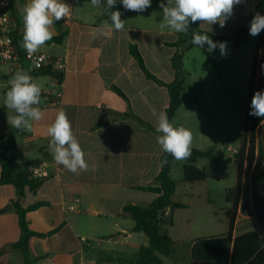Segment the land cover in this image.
<instances>
[{"label": "crops", "instance_id": "1", "mask_svg": "<svg viewBox=\"0 0 264 264\" xmlns=\"http://www.w3.org/2000/svg\"><path fill=\"white\" fill-rule=\"evenodd\" d=\"M12 2L18 25L15 37L20 49L25 50L21 47L22 9L29 0ZM64 2L72 6L71 19L64 18L53 26L55 35L65 34L63 42L45 44L38 52L64 58L65 71L60 78L56 75L33 78L41 87L43 103L58 94L60 103L41 109L44 117L32 122L31 131L15 133V128L7 122V117L15 112L7 109L5 100L1 99L6 96L10 78L1 82L0 137L16 134L18 172L23 171L28 162L40 160V166L34 168L37 177L47 178L38 191H28L22 200L24 207L39 201L49 203L27 214L30 228L47 233L63 224L51 236L30 239L31 254L34 259L38 258L36 264H132L140 248L149 246L150 240L144 233L133 231L135 222L123 208L127 204L146 205L156 198L154 193L140 188L159 184L163 151L156 140L160 134L155 131L158 119L153 113L167 112L171 98L166 87L147 79L129 47L137 46L147 68L160 80L172 83L176 79L172 66L176 48L169 44L177 41L178 33L160 28L161 0H152L151 7L144 12L125 10L120 0L108 10L104 9L106 0L99 8L94 7L91 0ZM256 5L255 0H242L223 28L219 24H201V28L219 35L234 34L243 27ZM116 10L125 20L122 31L114 30L111 24L110 13ZM100 32L106 35H99ZM244 44L238 48L227 43V54L232 55L230 65L226 62L230 70L234 60L236 63L239 60ZM195 49L200 48H192L184 59L187 80L183 103L173 125L191 131V148L214 147L216 153L224 137L212 115L218 105L215 98L221 90L218 83L223 77L210 74L205 93L191 94L197 89L195 82H191L197 74L187 68L186 61ZM203 49L199 50V57L203 55L210 63L214 60V67L219 70L221 61L212 55L220 53L219 48L211 52ZM3 73L10 75V66L0 65V75ZM59 110L67 113L85 153L88 170L78 174L56 164L49 149L50 137L46 130ZM233 153L236 156L238 151L234 149ZM201 163L202 160L196 163L199 169ZM20 164L23 167L19 170ZM1 172L0 165V179ZM15 200V186L0 184V209H7L0 214V264H24L21 252L13 248L21 236L18 215L12 206ZM234 234L240 235L236 229ZM174 251L175 246L171 255ZM171 255L161 256L162 264H166L165 257ZM173 261L181 263L179 259Z\"/></svg>", "mask_w": 264, "mask_h": 264}, {"label": "trees", "instance_id": "2", "mask_svg": "<svg viewBox=\"0 0 264 264\" xmlns=\"http://www.w3.org/2000/svg\"><path fill=\"white\" fill-rule=\"evenodd\" d=\"M123 11V10H122ZM259 13L264 16V0H260L254 10L248 15L246 23L238 31L231 35H219L201 28V22L191 23L187 33H178V39L169 45L176 48L172 59V66L176 73V79L172 83H166L155 76L146 66L143 56L135 45H130V54L138 62L141 70L147 79L166 87L170 93V106L167 109L169 121L173 123L183 103V92L187 80V73L184 70V59L187 52L197 47L191 43L193 32L209 35L214 42L232 43L236 47L248 41L250 22ZM65 34L54 35L47 45L61 44ZM15 43L19 47L15 37ZM208 48L207 44H205ZM20 48V47H19ZM264 49V30L257 35L255 46V58L250 75V92L248 111L244 124V132L241 147L236 153L237 181L235 187L229 189L226 201L230 205L225 209V215L229 220L227 234L210 238L198 239L193 242L191 248L192 264H264V237L255 231H249L235 236L238 212L243 214L250 212L257 223L264 230V167L260 173L253 176L250 184L251 200L245 202L243 196V180L245 172H251L256 163L257 150L264 138V118L250 116L251 100L256 91L264 90V59L259 61L260 50ZM215 64V61L212 60ZM33 78L40 76L56 75L50 68H43L30 74ZM7 92V90L5 91ZM121 93V92H120ZM147 125V124H145ZM150 127L149 125H147ZM23 130L15 128V133ZM17 148L16 134L13 136L0 137V165L1 185H14L17 190V200L12 202L19 220L21 236L18 242L13 244L14 249H19L24 258V264H36L38 258L34 259L29 241L33 237L44 238L57 233L63 224L47 233H39L30 228L27 214L41 207L48 206V202L39 201L28 207L22 205L26 193L38 191L47 178H34L32 169L40 166V160L30 161L23 171H17L16 155ZM166 160L162 171L158 176L157 186L141 187L143 191L151 192L156 198L149 204H127L123 211L135 222L134 232L144 233L150 240L149 246H142L138 252L137 260L132 264H162L161 256L171 255L175 241L169 234V228L174 226V212L177 209H184L186 205L175 202L173 197L177 189V182L172 178V167L176 160L168 153L161 156V162ZM199 160L218 162L215 148L205 150L191 148V156L183 167V180L187 183L205 181L209 174L199 169L196 163ZM242 205L241 209L240 206ZM7 209H0L3 214Z\"/></svg>", "mask_w": 264, "mask_h": 264}, {"label": "clouds", "instance_id": "3", "mask_svg": "<svg viewBox=\"0 0 264 264\" xmlns=\"http://www.w3.org/2000/svg\"><path fill=\"white\" fill-rule=\"evenodd\" d=\"M125 10L144 12L151 7L152 0H120ZM242 0H161L162 9L161 29H170L176 33H187L191 23L219 24L223 28L231 18L233 9ZM102 0H91L94 7L99 8ZM117 0H106L104 9L115 7ZM72 6L64 0H29L22 9L23 36L21 47L29 57H32L48 41L53 39L55 22L71 15ZM112 26L116 31H122L125 20L121 19L119 10L110 13ZM264 30V16L257 13L250 22L249 34L257 36ZM99 35H106L100 32ZM96 34L94 33V36ZM191 43L203 49L205 44L208 51L219 48L221 56L227 55V42H214L207 34L193 32ZM9 89L6 92L4 106L13 110L15 115L7 117L8 124L19 130L31 131L32 122L41 121L43 111L38 107L41 98V87L34 82L33 77L23 69L17 70L8 81ZM155 131L157 143L164 153L170 154L175 160H184L191 156L193 136L189 129L183 126H174L169 121L166 112H159ZM250 116L264 118V90L256 91L251 100ZM50 137L49 149L54 161L68 171L78 174L88 170L85 153L82 150L74 132L72 124L64 110H59L54 121L47 127ZM167 161L161 162V167Z\"/></svg>", "mask_w": 264, "mask_h": 264}, {"label": "rangeland", "instance_id": "4", "mask_svg": "<svg viewBox=\"0 0 264 264\" xmlns=\"http://www.w3.org/2000/svg\"><path fill=\"white\" fill-rule=\"evenodd\" d=\"M259 1L255 0V3L258 4ZM256 41L257 36L253 37L249 34L248 41L243 45L239 60L237 63L234 60L231 70L226 65V62L229 65L231 63V54L226 56H221L219 52L212 54L221 61L219 70L214 67L212 61L211 64L203 55L202 58L199 57V50L204 49H195L186 61L187 68L194 70L197 74L191 79V82H195L197 86V89L191 93L193 95L205 93V90L209 87L210 74L215 76L221 74L223 77L221 83H218L221 90L215 98L218 105L212 116L217 120L224 139L222 146L216 149L218 162L202 160L201 169L211 175L205 181L198 182V184L184 182L183 166L187 163V159L176 160L172 167L171 175L177 182L173 200L186 204L188 208L177 209L174 212V226L170 227L169 234L176 241L175 251L170 257H165L166 264H177L173 261L175 259L181 260L179 264H192L191 245L194 241L221 236L228 232L229 220L224 211L230 205L226 201V195L229 189L235 187L237 181V164L234 160L233 150L239 151L242 144ZM262 59H264V50L259 53V61ZM12 76L6 73L1 74L0 83L7 82ZM1 88L0 85V90ZM8 89L9 87H7ZM205 96L210 97L207 94ZM4 98L1 99L5 100ZM260 145V149L257 150L255 165L251 172H245L244 174L242 200L245 202L251 200L250 184L253 176L260 173L264 167V138ZM22 167L21 164L18 165L19 170ZM32 175L34 178H39L33 172ZM236 230L238 234L255 231L264 237V230L250 215V212L246 214H243L241 210L238 212Z\"/></svg>", "mask_w": 264, "mask_h": 264}, {"label": "built area", "instance_id": "5", "mask_svg": "<svg viewBox=\"0 0 264 264\" xmlns=\"http://www.w3.org/2000/svg\"><path fill=\"white\" fill-rule=\"evenodd\" d=\"M65 19L70 20L71 15ZM17 28L12 0H0V65L10 66L11 75H14L19 69L31 74L43 68H50L60 78L66 68L65 59L41 52H36L32 57H29L27 52L20 49L15 43ZM60 98L61 95L58 94L44 103L40 98L38 107L44 109L46 106L57 105L60 103ZM32 172L38 176L36 169H32Z\"/></svg>", "mask_w": 264, "mask_h": 264}, {"label": "water", "instance_id": "6", "mask_svg": "<svg viewBox=\"0 0 264 264\" xmlns=\"http://www.w3.org/2000/svg\"><path fill=\"white\" fill-rule=\"evenodd\" d=\"M102 3H103V0H102ZM102 3H101V4H102Z\"/></svg>", "mask_w": 264, "mask_h": 264}]
</instances>
